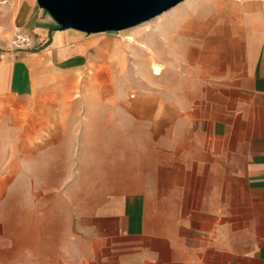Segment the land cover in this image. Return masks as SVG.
<instances>
[{"label":"crops","instance_id":"1","mask_svg":"<svg viewBox=\"0 0 264 264\" xmlns=\"http://www.w3.org/2000/svg\"><path fill=\"white\" fill-rule=\"evenodd\" d=\"M226 1L214 18L229 42L197 53L179 78L191 92L166 89L149 96L147 114L139 106L127 117L119 107L95 124L101 143L90 152L115 169L108 192L117 196L84 242L94 264H264V2ZM191 20L201 31L200 17ZM189 21L169 28L164 61L191 44ZM16 31L37 46L8 52ZM67 31L75 30H58L36 0L0 5V103L35 99L84 65L90 44ZM2 251L5 264H16L18 251L27 261L28 244L14 242L0 219Z\"/></svg>","mask_w":264,"mask_h":264},{"label":"rangeland","instance_id":"2","mask_svg":"<svg viewBox=\"0 0 264 264\" xmlns=\"http://www.w3.org/2000/svg\"><path fill=\"white\" fill-rule=\"evenodd\" d=\"M226 2L184 0L148 22L118 32L67 31L74 40L90 44L83 45L84 65L39 89L35 99L0 103V219L14 242L28 244L27 261L18 251L16 264H94L84 242L98 233L96 214L102 205L117 196L108 192L116 189L115 169L90 152L101 143V127L95 124L106 122V115L117 114L119 107L127 117L139 106L147 114L150 95L166 89L180 92L179 78L196 64L197 53L229 42L228 28L218 29L214 18ZM197 15L204 22L198 33L191 20ZM188 20L193 33L185 41L191 44L169 50L168 59L158 62L161 75L151 76L150 59L127 45L124 36H145L164 58L169 28ZM153 30L160 33L157 40ZM180 52L185 62L179 60ZM189 90L185 86L182 91ZM57 241L60 250L53 248ZM4 255L0 252V264H5Z\"/></svg>","mask_w":264,"mask_h":264},{"label":"water","instance_id":"3","mask_svg":"<svg viewBox=\"0 0 264 264\" xmlns=\"http://www.w3.org/2000/svg\"><path fill=\"white\" fill-rule=\"evenodd\" d=\"M184 0H36L58 25L85 34L118 32L136 27Z\"/></svg>","mask_w":264,"mask_h":264},{"label":"bare ground","instance_id":"4","mask_svg":"<svg viewBox=\"0 0 264 264\" xmlns=\"http://www.w3.org/2000/svg\"><path fill=\"white\" fill-rule=\"evenodd\" d=\"M142 31L146 32L147 30L143 29ZM124 39L126 40L127 45H130L132 48H135V50L143 53L150 59L151 76H160L161 72L163 71V66L158 62H164V59L162 58L160 53L153 49L150 43L145 40V36H141L139 39H137L131 35H127L124 36ZM140 39H142V41H138ZM97 121L98 120L96 119L95 122L97 123Z\"/></svg>","mask_w":264,"mask_h":264},{"label":"built area","instance_id":"5","mask_svg":"<svg viewBox=\"0 0 264 264\" xmlns=\"http://www.w3.org/2000/svg\"><path fill=\"white\" fill-rule=\"evenodd\" d=\"M245 1L264 2V0H245ZM10 2L11 0H0V5H7ZM36 46L37 45L34 43L33 39L28 34L23 33L21 31H16L10 41L8 52L12 54L18 50L33 49Z\"/></svg>","mask_w":264,"mask_h":264}]
</instances>
